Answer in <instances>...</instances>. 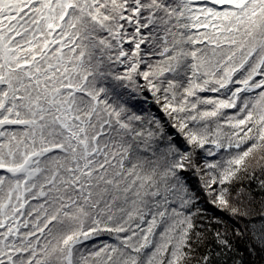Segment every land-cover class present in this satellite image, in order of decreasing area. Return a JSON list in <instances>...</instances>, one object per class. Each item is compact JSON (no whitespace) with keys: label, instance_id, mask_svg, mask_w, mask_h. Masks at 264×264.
Listing matches in <instances>:
<instances>
[{"label":"snow or ice","instance_id":"6c2138e0","mask_svg":"<svg viewBox=\"0 0 264 264\" xmlns=\"http://www.w3.org/2000/svg\"><path fill=\"white\" fill-rule=\"evenodd\" d=\"M0 264H264V0H0Z\"/></svg>","mask_w":264,"mask_h":264}]
</instances>
